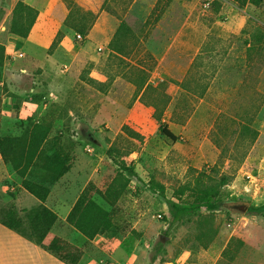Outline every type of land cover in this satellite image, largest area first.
<instances>
[{
	"label": "rangeland",
	"instance_id": "1",
	"mask_svg": "<svg viewBox=\"0 0 264 264\" xmlns=\"http://www.w3.org/2000/svg\"><path fill=\"white\" fill-rule=\"evenodd\" d=\"M206 1L0 0L1 107L3 100L5 105L19 100L8 117L0 115L2 136H21L29 119H47L53 123L51 137L60 135V145L79 161L82 183L104 191L118 178L130 180L109 208L111 245L83 246L86 260L264 264V215L246 213L264 204V4L245 13L227 0H210L204 11ZM19 2L38 12L21 59L8 56L17 54L10 27ZM76 8L97 16L83 41L72 26L81 19L71 14ZM121 23L120 38L110 43ZM111 46L138 51L117 55ZM197 55L196 73L188 76ZM146 73L153 85L144 94ZM24 101L46 108L25 118L19 112ZM126 124L134 136L123 132ZM162 125L179 140L164 137ZM112 146L135 176L122 173L108 157ZM222 175L232 179L220 187L221 196L248 203L244 213L220 205L218 211L203 209L170 223L168 205L179 201L178 190L194 188L198 179L205 187L218 186ZM21 183L10 168H0L5 203L16 197ZM191 195L187 191L181 201L192 202ZM66 226L59 221L52 234L71 229ZM159 241L164 248L154 258Z\"/></svg>",
	"mask_w": 264,
	"mask_h": 264
},
{
	"label": "trees",
	"instance_id": "2",
	"mask_svg": "<svg viewBox=\"0 0 264 264\" xmlns=\"http://www.w3.org/2000/svg\"><path fill=\"white\" fill-rule=\"evenodd\" d=\"M227 1L232 2L239 9L248 6L259 8L264 4V0ZM72 13L81 15L79 22L72 26L85 37L84 35L87 34L88 29L97 17L96 14L84 12L79 8L72 9ZM37 16L38 12L35 9L19 2L14 12L10 33L26 39ZM87 17H90V24L86 22ZM122 27L123 23L120 24L117 35ZM253 48L254 46L251 45L248 52H252ZM263 49L262 47L261 50ZM150 88L151 86L147 90ZM29 121L31 122L29 127L21 136H0V153L5 164L21 178L23 189L34 196L40 202V205L30 210H19L15 200L5 203L0 192V224L32 242L64 264H80L85 253L84 248L52 234V228L58 221V215L45 205L52 187L70 172L73 164L72 153L60 145V135L51 137L53 131L51 121L47 119H42L36 123L30 119ZM123 132L127 133L128 136L135 135V132L130 130L129 124L123 126ZM161 132L164 137L172 142L179 140V136L175 135L167 125L161 126ZM107 155L122 173H128L131 176L136 175L133 166L129 165L124 157L120 156L116 147L112 146ZM36 174L40 177H36ZM202 175L205 174L202 173ZM231 179L222 175L218 186L214 187H205L198 179L194 188L183 187L178 190L176 195L179 201H170L168 205L170 223L172 225L177 224L183 217L203 209L209 212L218 211L220 205L225 202L219 189L227 185ZM121 182L119 178L116 179L104 191H99L95 184L90 183L80 194L70 211L66 220L67 224L87 239L84 247L91 244L98 235L113 228L114 223L109 208H112L118 202L126 191L130 180L125 178L124 183ZM158 188L160 193L164 195V187L159 186ZM187 191L193 194L191 196H195L192 202L181 201L182 196ZM96 197H100L107 208L103 207ZM246 213L253 216L264 215V204L250 206ZM163 248L164 244L160 241L157 242L154 246L155 254L153 257L156 258L162 253Z\"/></svg>",
	"mask_w": 264,
	"mask_h": 264
},
{
	"label": "crops",
	"instance_id": "3",
	"mask_svg": "<svg viewBox=\"0 0 264 264\" xmlns=\"http://www.w3.org/2000/svg\"><path fill=\"white\" fill-rule=\"evenodd\" d=\"M249 7H252V6H248L244 9H240V10H242L246 13V11ZM252 8H255V7H252ZM255 9H257V8H255ZM10 36L17 43V45L13 47V50L23 52L24 44H25L23 42H25L26 39L21 38L19 36H15V35H10ZM128 36L129 35H127V36L123 35V36H121V39H125ZM119 38L120 37H118L117 33H115L113 38L111 39L110 43H115L116 39H119ZM84 39H85V37H84ZM172 43L174 44V41H171V44ZM250 47H251V45L249 44L248 49ZM111 48L112 49L110 51L113 54H117V55H125V54H128L130 51L131 52L133 51L132 48L126 49V50H124V52L123 51H116L115 46H111ZM7 50H9V46H7ZM137 51L138 50L135 49L132 53L134 54ZM144 54L146 56H152L151 54L149 55V53H147V51H145ZM198 56L199 55H197V57L194 58L192 63H191V65L188 69V72H187L188 76H191L194 73H196L195 62H196V59L198 58ZM138 67L141 70L145 69L142 66H138ZM144 79H145V83L143 86V93L145 94L147 91V88L149 86H152L153 82L150 81V78L148 77L147 73H146ZM44 100H46V98ZM16 101H19V100L18 99H12V102H8L5 105V102L3 100L2 107H1V114H0L1 119L8 117L7 112L9 109L14 110L13 108L16 107L15 106ZM41 108H43L45 110L46 104H44L43 102L37 103V102H33V101H31V102L30 101H24L21 106L19 105V112H20V114H24V113L27 114L25 117V118H27V116H31L32 114L37 112L38 109L40 110ZM2 135H3V133H0V136H2ZM2 158H3V156H2ZM78 162L79 161L77 160L74 163V160H73V164H72V168H71L70 172L67 173L65 176H63L52 187L51 193H50L47 201L45 202V205L49 209L53 210L58 215L57 223L62 220L68 226V227L66 226L67 228H69V225L67 224L66 220H67V217H68L70 211L72 210L73 206L75 205L76 201L78 200V197L80 196V194L91 183L90 181L83 182V183L81 182V176L82 175L78 169L81 166L79 165ZM0 168L9 170V167L4 162V158L2 159V161H0ZM18 186L21 189L19 191V193L16 195L15 198H12L9 196V199L7 198V201H11V200L15 199L16 203L20 207H22L23 209H28V210L33 209V208L40 205V202L34 196H32L26 190H24L22 185H18ZM96 186L98 187V185H96ZM100 204H102L103 207L107 208V206L104 205V203H100ZM54 227L52 228V232H53ZM66 227H65V229H67ZM70 228H71L70 230L69 229L66 230V232L63 233L62 235L56 234V236L62 237L64 239L68 240L69 242L74 241L76 246L83 248L87 239L81 233H79L75 229H73L71 226H70ZM71 230L74 232V234H71ZM112 230H113V228L111 230L101 234V235H98L92 241V243L97 244L98 242H102V244L100 245V248L110 246L111 242L113 240V237H112L113 231ZM115 256H117V255H115ZM115 256H113V257H115ZM132 258H133V256L130 257V260ZM85 263L86 264H106L105 261H103V260H99V261L94 260V259L86 260L83 257L80 264H85ZM0 264H64V263H62L57 258L50 255L49 253L43 251L41 248H39L38 246H36L32 242L22 238L21 236H19L15 232L8 230L7 228H5L4 226H2L0 224Z\"/></svg>",
	"mask_w": 264,
	"mask_h": 264
},
{
	"label": "water",
	"instance_id": "4",
	"mask_svg": "<svg viewBox=\"0 0 264 264\" xmlns=\"http://www.w3.org/2000/svg\"><path fill=\"white\" fill-rule=\"evenodd\" d=\"M248 206L249 204L243 201H226L221 205V209L226 210L230 213H244ZM162 238H164V236H162ZM165 239L167 240L168 238Z\"/></svg>",
	"mask_w": 264,
	"mask_h": 264
},
{
	"label": "built area",
	"instance_id": "5",
	"mask_svg": "<svg viewBox=\"0 0 264 264\" xmlns=\"http://www.w3.org/2000/svg\"><path fill=\"white\" fill-rule=\"evenodd\" d=\"M212 4H213V1H210V0L206 1V2L203 4V10H204V11H207L208 9L211 8ZM76 39H77L78 41H83L84 37H83L81 34H76ZM8 56L11 57V58L14 57V58L21 59V58L24 57V53H23V52H20V51H17V54H15V56L11 55L10 53H9ZM2 159H3V158H2V154L0 153V161H2Z\"/></svg>",
	"mask_w": 264,
	"mask_h": 264
}]
</instances>
